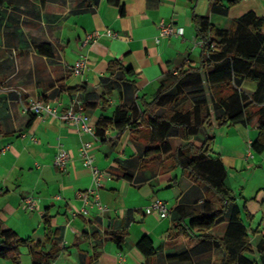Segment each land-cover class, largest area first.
<instances>
[{
	"label": "crops",
	"instance_id": "obj_1",
	"mask_svg": "<svg viewBox=\"0 0 264 264\" xmlns=\"http://www.w3.org/2000/svg\"><path fill=\"white\" fill-rule=\"evenodd\" d=\"M192 8L221 30L249 12L264 17V0H240L226 13L220 7L213 10L209 0L0 4V222L22 240L41 242L46 252L59 250L45 261L42 253L34 257L24 243L17 255L0 259V264H189L169 259L182 253H188L193 264H217L221 250L192 259V240L179 241L178 231L172 230L180 218L178 207L198 208L206 199L204 188L190 182L170 158L184 143L181 136L168 138L170 153L151 160L145 156L148 140L136 136L137 129H108L101 138L81 133L66 120L23 112L36 98L51 103L59 113L75 104L95 126L100 116L111 118L117 108L138 105L139 98L150 101L166 74L196 67L200 61ZM160 21L181 28L183 34L159 37ZM106 30L114 36L104 35ZM95 31L103 35L84 45L86 36ZM124 52L122 63L134 74L125 78L132 84L122 81L117 70L108 71V63ZM82 58L86 67L76 75L73 68ZM79 87L84 90L74 91ZM243 87L249 94L255 88ZM88 103L95 108L84 109ZM209 134L214 136V156L226 170L225 185L236 196L238 217L254 251L250 257L258 261L257 251L264 242V153L250 150L258 135L257 120L214 127ZM83 143L91 144L93 163L106 174L100 188H95L90 169L82 165ZM6 145L10 148L3 151ZM59 148L70 156L63 171L53 163ZM89 190L94 194L88 200L98 195L105 211L78 197ZM27 198L33 209L27 208ZM156 199L166 204L167 215L145 212ZM83 207L88 213L74 216ZM228 226L226 215L209 234L223 238ZM143 238L151 241L154 254L139 248Z\"/></svg>",
	"mask_w": 264,
	"mask_h": 264
},
{
	"label": "trees",
	"instance_id": "obj_2",
	"mask_svg": "<svg viewBox=\"0 0 264 264\" xmlns=\"http://www.w3.org/2000/svg\"><path fill=\"white\" fill-rule=\"evenodd\" d=\"M107 1L119 5V0ZM209 1L213 10L220 7L226 13L240 0H226V6L222 0ZM3 2L0 0V4ZM193 9L191 20L201 45L198 65L183 66L174 74H166L150 101L139 98L138 105L117 108L111 118L100 116L95 135L102 138L108 129H137L136 136L148 140L145 156L151 160L170 153L168 138L181 136L184 143L177 145L170 158L190 182L204 188L206 199L198 208L176 209L180 218L174 221L172 230L178 231L179 241L192 240V259L215 249L222 252L217 264H264V242L257 251L259 260L250 257L254 251L238 217L236 196L225 185L226 170L221 159L214 156V136L209 134L214 127L247 123L255 118L258 135L251 150L264 153V17L249 12L233 21L228 30H221ZM126 54L111 60L108 71L112 74L117 70L123 76L122 81L132 84L134 81L125 78L134 75L132 69L121 60ZM244 84L254 85V91L247 93ZM83 90V87L74 89ZM95 106L88 103L84 109ZM226 215L229 226L223 238L210 235V230L224 222ZM116 242L120 245L119 240ZM24 243L30 245L34 257L42 253L45 261L55 258L59 251L52 248L46 252L41 242L22 240L0 222V259L17 255L18 246ZM138 246L147 255L154 254L148 238L141 239ZM169 259L193 264L188 253Z\"/></svg>",
	"mask_w": 264,
	"mask_h": 264
},
{
	"label": "built area",
	"instance_id": "obj_3",
	"mask_svg": "<svg viewBox=\"0 0 264 264\" xmlns=\"http://www.w3.org/2000/svg\"><path fill=\"white\" fill-rule=\"evenodd\" d=\"M158 29H159V37H169L173 35L181 36L183 34V30L181 28L175 27L171 24L164 23L163 21H160L158 23ZM104 35L107 36H114L113 32L110 30H106ZM101 32L95 31L94 33L87 35L84 39V45L95 42L97 39H99L102 35ZM86 67V59L82 58L79 59L74 68L73 73L78 75L83 72V70ZM23 112L27 113L30 112L36 116H41L43 114H47L51 116L52 118H59L62 120H66L67 122L71 123L72 125L76 126L77 129L84 134H91L95 135V126L92 124L90 117L83 112L81 108L78 107V105L72 104L67 108V110L63 113H59L57 108L53 106L51 103L43 101L39 98H36L29 102L27 107L23 108ZM10 148L9 145H6L3 147V151H6ZM91 148L90 143H83L79 149V156L82 160V165L86 168H89L92 175V180L95 188H100L102 180L106 178V174L101 171L97 166L93 163V157L90 155L89 150ZM251 150V149H250ZM249 157H252V153L250 151ZM70 160V156L68 152L62 148L58 149L57 154L54 157V166L60 170L63 171L68 162ZM94 191H86V192H79L78 197L83 200L85 205L96 206L98 210L105 211L106 207L100 202L98 195L92 196V201L88 200V196L93 193ZM25 204L27 205L28 209H33L34 203L30 198H27L25 200ZM145 212L147 214L157 213L160 216H165L168 213V209L166 207V204L159 200H153L146 208ZM88 213L87 207H83L80 210L73 212L74 216L79 215H86Z\"/></svg>",
	"mask_w": 264,
	"mask_h": 264
},
{
	"label": "rangeland",
	"instance_id": "obj_4",
	"mask_svg": "<svg viewBox=\"0 0 264 264\" xmlns=\"http://www.w3.org/2000/svg\"><path fill=\"white\" fill-rule=\"evenodd\" d=\"M178 170L181 171L180 173H183L182 170H181L180 168H179Z\"/></svg>",
	"mask_w": 264,
	"mask_h": 264
}]
</instances>
